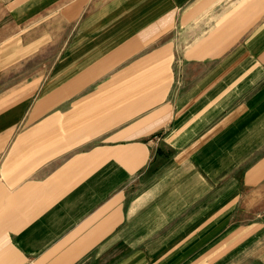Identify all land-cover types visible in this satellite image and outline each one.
Returning a JSON list of instances; mask_svg holds the SVG:
<instances>
[{"label": "crops", "instance_id": "crops-1", "mask_svg": "<svg viewBox=\"0 0 264 264\" xmlns=\"http://www.w3.org/2000/svg\"><path fill=\"white\" fill-rule=\"evenodd\" d=\"M0 9V264L144 263L174 189L142 181L178 133H198L178 158L264 181V0Z\"/></svg>", "mask_w": 264, "mask_h": 264}, {"label": "rangeland", "instance_id": "rangeland-1", "mask_svg": "<svg viewBox=\"0 0 264 264\" xmlns=\"http://www.w3.org/2000/svg\"><path fill=\"white\" fill-rule=\"evenodd\" d=\"M15 16L12 27L17 31L22 24ZM23 24L30 29L27 38L31 41L36 35V20ZM8 26V19H0V30ZM197 135L178 133L174 141L168 138L154 151V168L148 169L151 174L142 183L174 189L172 196L165 197L172 200V221L153 234L158 242L145 246L148 250L142 264H264V181L245 185L239 172L229 181L227 176L234 169L214 178L209 170L212 157H204L205 165L197 161L198 155L191 160L178 158V152L191 147ZM164 169L168 172L162 173ZM154 176L158 179L152 180ZM185 191V197L178 193ZM140 230L141 236L148 235V229ZM161 238L165 242H160Z\"/></svg>", "mask_w": 264, "mask_h": 264}]
</instances>
